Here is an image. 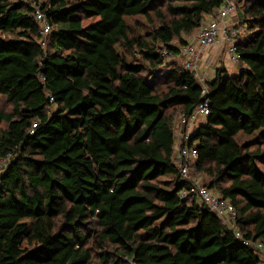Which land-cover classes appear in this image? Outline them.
<instances>
[{
  "label": "trees",
  "instance_id": "trees-1",
  "mask_svg": "<svg viewBox=\"0 0 264 264\" xmlns=\"http://www.w3.org/2000/svg\"><path fill=\"white\" fill-rule=\"evenodd\" d=\"M225 1L0 0V264L262 262L242 241L264 256V0H233L235 74L216 69L203 96L178 64ZM138 17L144 37L126 22ZM205 102L181 138L197 154L188 174L235 209L242 239L180 196L192 184L173 121Z\"/></svg>",
  "mask_w": 264,
  "mask_h": 264
},
{
  "label": "built area",
  "instance_id": "built-area-1",
  "mask_svg": "<svg viewBox=\"0 0 264 264\" xmlns=\"http://www.w3.org/2000/svg\"><path fill=\"white\" fill-rule=\"evenodd\" d=\"M38 0H35V2ZM34 17L39 23L40 31L39 34L42 37V45L45 44V39L49 34L50 26L46 20L45 15L41 12L40 8L34 3L33 4ZM235 13V5L233 0H226L224 5H222L219 10L217 21H213L207 25H202L199 28V32L195 41L188 42L187 44L180 47V55L184 57L183 69L186 71L194 72L196 75L197 82L201 85V94L204 96L207 94L206 83L207 76L199 73L197 64V53L198 50L208 49L219 43L220 35L222 34L224 44L229 45L227 50V61L231 65L237 63V53L236 44L238 42V36L243 33L242 28L234 29L233 25L231 28L226 27L227 18H230ZM221 31V32H220ZM160 56L163 58L164 62L169 63L173 60V56L168 53L165 49L159 51ZM208 115L207 103L199 104L189 116L181 117L174 129L177 137L178 143L175 148V159L176 164L179 168V174L183 180L190 181L192 186L189 189H183L180 196L186 198L189 195L195 196L198 201L211 213L219 217L224 224L233 232L237 239H242L240 233L236 230L235 219L236 211L235 209L225 200L219 198L214 192L208 190L199 184L196 180L192 179L188 174L187 162L189 160L195 159L196 151L193 148H188L186 145L182 144L181 138H184L185 142H188L189 135L192 131L200 124L199 122L206 119ZM5 160L0 161V169L4 166ZM244 245L260 251L258 255L264 261V256H262L263 246L259 242L251 243L250 241H242Z\"/></svg>",
  "mask_w": 264,
  "mask_h": 264
},
{
  "label": "rangeland",
  "instance_id": "rangeland-1",
  "mask_svg": "<svg viewBox=\"0 0 264 264\" xmlns=\"http://www.w3.org/2000/svg\"><path fill=\"white\" fill-rule=\"evenodd\" d=\"M236 1V0H235ZM238 1V0H237ZM240 1L241 0H239V3H240ZM235 16V14H233L230 18H232V17H234ZM217 18V17H216ZM216 18H211V19H207L206 21H205V24L204 25H207V24H209V23H211V22H213V21H217V19ZM127 23H128V25L130 26V29H132V31H133V33H135L134 35L135 36H141V37H144V35H145V32H147L148 30L145 28V26H143V24H142V19L140 18V17H138V18H132V19H129V20H127L126 21ZM224 24H226V23H224ZM231 25H233V24H226L225 26L226 27H228V28H231ZM198 32H199V29L198 30H195L192 34H190V35H188L187 37H184V39H185V41L186 42H193V40H194V45L193 46H195V41H196V38H197V35H198ZM221 32V31H220ZM221 37H220V41H219V43L218 44H216L217 46H221L223 49H222V52H224L225 51V55L227 54V50H228V46L229 45H225L224 44V40H223V36H222V34L220 35ZM174 45H176L175 43H174ZM216 45H214V46H216ZM213 46V47H214ZM211 48V47H210ZM210 48H208V49H210ZM208 49H204V50H198V53H197V57L200 55V54H208L209 52H210V50H208ZM206 50H208V51H206ZM206 59V58H205ZM204 59V62H203V65H202V68H200L201 67V65H199L198 64V69H199V73H201V74H204V75H206L207 76V81H210L212 78H213V76H214V73H215V70L216 69H218V68H224V66L225 65H222V64H217V63H207V62H205L206 60ZM183 63V60L182 61H179V63L178 64H182ZM213 62V61H212ZM236 73V72H235ZM234 73V74H235ZM179 118H180V116L178 115V116H176L175 117V119H174V121H173V125H174V129H175V127H176V124H177V122H178V120H179ZM200 124L202 123V121H200L199 122ZM247 140H250V138H245V137H241V138H238V142L240 143V144H242V143H244L245 141H247ZM192 179H194V180H196L199 184H201V185H204V184H206L207 183V179L203 176V175H199V176H195V178H193L192 177ZM161 180L163 181V182H165L166 181V185H165V187L166 188H168V189H172V184H170L169 182L171 181V178L169 177V176H164V177H162L161 178ZM260 264H264V261H262Z\"/></svg>",
  "mask_w": 264,
  "mask_h": 264
},
{
  "label": "crops",
  "instance_id": "crops-1",
  "mask_svg": "<svg viewBox=\"0 0 264 264\" xmlns=\"http://www.w3.org/2000/svg\"><path fill=\"white\" fill-rule=\"evenodd\" d=\"M237 23V17L236 15L232 18H228L226 20V24H233L235 25ZM211 49V50H210ZM210 52L208 54H200L197 57V64L201 65L200 68H202L204 59L206 60L205 62H209V63H217V64H222L225 65L224 69L226 70V72L228 73V75H232L235 72H237V67L236 65H231L228 61H227V55H225V51L222 52V47L221 46H214L211 47ZM206 50V51H208ZM213 61V62H212Z\"/></svg>",
  "mask_w": 264,
  "mask_h": 264
}]
</instances>
